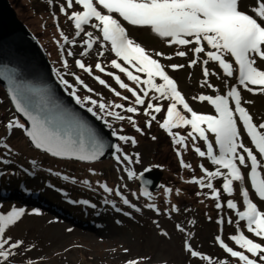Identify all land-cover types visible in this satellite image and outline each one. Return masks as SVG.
<instances>
[{
  "label": "snow or ice",
  "instance_id": "1",
  "mask_svg": "<svg viewBox=\"0 0 264 264\" xmlns=\"http://www.w3.org/2000/svg\"><path fill=\"white\" fill-rule=\"evenodd\" d=\"M48 2L51 4L53 0ZM60 12L72 23L75 37H81V34L87 37L83 40L84 50L79 53L81 57L88 55L94 44H98L100 49L107 48L115 56L110 60V67L123 73L127 80L135 85V87L129 86L120 75L112 71L106 72V66L96 62L94 65L96 70L111 77L120 89L126 90L134 98L133 101H129L128 96L111 88L99 76H94L93 78L100 85L109 88L116 97L129 101L127 107L119 103L112 107L122 109L129 114H137L139 106L146 105L143 108V114L149 119L145 121V126L150 128L152 122L157 121L159 127L172 137L174 145L187 146L186 138L178 132H173V129H182L186 126H190L191 129L187 132L188 138H191L193 142L197 138L204 142L206 151H202L195 144L194 151L199 157L206 156L216 168L214 171H209L201 164L199 167L203 175L200 178L193 177L186 183L197 184L201 189H209L216 209H221L222 204L220 203L221 191L213 185L215 178H222L223 193L232 196L236 191L242 198L243 210L238 209L235 200L227 199L226 201L227 209L233 210L235 217L238 218L235 220L228 218L227 223L235 224L236 227L235 234L229 235L227 239L239 250H234L220 235L215 236V242L224 253L235 258L238 264H264V210H261L259 206L264 204V118L256 122L249 109L243 106L251 104L252 101L245 100L242 95L243 91L253 95H264V68H262L264 66V0H251V3L247 5L244 0H65V3L60 5ZM53 19H56L55 16ZM125 22L128 26L150 29L156 36L166 38L169 46H184L187 50H178L175 55L186 57L191 52L193 58L189 60L187 67H194L201 63L200 54H204L206 58L202 60L204 79L201 87L214 88V85L209 82V77L217 76V73L210 71L207 67L210 62L219 66L223 77L235 79V83L231 86L227 79H223V84L227 88L223 95L201 94L193 97V100L206 101L211 105L214 114H202L193 110L178 89L177 82L167 71L168 68L173 71L179 70L185 65L162 64L159 57L167 60H171L172 57L165 56L163 52L150 53L140 43L130 38ZM85 26L96 30L98 35L94 36L93 32L86 31ZM57 30L60 31L65 44L75 43V37L69 40L59 29L58 24ZM104 54L102 50L98 52L100 57ZM66 55L74 57L76 53L68 50ZM75 66L89 76H93L92 66L86 65L82 59H75ZM64 67H68L66 60ZM75 78L77 83H84L79 76ZM217 79L221 77L217 76ZM62 82L65 85L68 84L66 80ZM85 87L89 92L93 91L87 85ZM72 94L75 95V89ZM85 99L88 98L85 97ZM76 100L77 103H81L79 97ZM160 101L168 102L162 122H159L154 114L164 111ZM12 102L16 111L27 118L31 127L28 128L24 123L14 119L10 120L5 128L23 129L35 148L43 149L54 157H75L81 161L95 160L103 155L105 146L91 130L79 126L73 134L70 129H61L56 126L51 118L34 114L19 87L12 91ZM90 103L97 105L96 100H91ZM98 107L104 111L109 106L99 103ZM87 110L93 112L91 107ZM107 115L120 121L127 119L136 132L143 134V130L137 126L131 115L126 117L116 111H108ZM208 133L214 136V144L210 142ZM112 135L125 143L129 141L132 145L137 143L131 136L117 135L115 131ZM151 138L156 139L155 136ZM246 140L248 144L245 143ZM214 145L218 148V153L214 151ZM112 147L118 163L131 162V157L122 154L119 145H112ZM177 156H182L179 149H177ZM0 162L9 163L7 160ZM180 164L181 167H191L185 165L182 158ZM125 170L128 172V178L131 179L134 173L131 170ZM148 170L145 169V171ZM246 184H250V187ZM100 187L105 192H112V189L106 185L101 184ZM171 191L170 188L164 189L165 194ZM201 194L208 195V193H197V195ZM115 195L122 199L123 204L137 212L141 211L136 205L130 204L120 191L117 190ZM133 195L136 194L133 193ZM140 195L150 196V193L142 188ZM146 207L161 214L154 204H147ZM116 211L121 209L116 208ZM179 211L176 205H172L171 209L163 214L170 217L171 212ZM26 214L24 208L18 207H12L6 214L0 213V264H12V259L21 251L27 252L35 248V245L26 246L22 239L14 240L6 236V230ZM32 214L39 215V212L33 210ZM123 214L130 215L128 212ZM153 223L157 222L153 221ZM216 223L223 224V218L218 219ZM157 227H159L158 224ZM175 228L185 233V228L180 224H176ZM160 234L168 236V233L163 230ZM187 235L190 237L191 234ZM183 248L191 257H199L207 264H214L210 256L194 250L188 238L185 239ZM124 251L127 252L128 249ZM149 259L148 257L129 259L126 264H147ZM27 264H33V262L28 260ZM215 264H229V261L218 260Z\"/></svg>",
  "mask_w": 264,
  "mask_h": 264
},
{
  "label": "rangeland",
  "instance_id": "2",
  "mask_svg": "<svg viewBox=\"0 0 264 264\" xmlns=\"http://www.w3.org/2000/svg\"><path fill=\"white\" fill-rule=\"evenodd\" d=\"M8 2L14 9L16 17L42 46L54 73L68 92L72 94L73 89H75V92H78V95L76 93L75 95L72 94L75 99L79 97L80 104L87 108H93V112L117 135L131 136L137 141L135 145H132L130 141L125 143L117 138L116 145H121L122 154L131 157L130 163L127 161L118 163L114 151L108 159L81 162L58 157L49 159L50 157H45L28 147L30 145L25 143L23 129H5V135L0 136V143H3V154L8 153L16 159L34 162L51 178L47 180L50 186H44L41 177L26 176L25 180L12 178L16 180L22 194L29 195L28 189H44V192H42L44 194L34 199L44 203L46 207H38L33 203L34 201L24 199L22 195H16L19 194L17 191L14 193L7 192L9 189L10 191L15 190V187L11 185L3 186L4 191L0 192V213L6 214L12 207L24 208L27 213L20 221L6 230V236H10L14 240L22 239L26 246L35 245V248L31 251H21L17 254L12 259V264H27L28 260H31L33 264H126L129 259H139L141 257L150 258L147 264H207L199 257H191L184 251L183 245L186 238H188V242L194 250L210 256L214 264L218 260H228L229 264H238L235 258L229 257L219 248L215 242V236L220 235L234 250H239L234 243L227 239L229 235L235 234L236 227L235 224L229 225L227 223L228 218L231 217L233 220L238 218L235 217L233 210L227 209L226 201L227 199L235 200L238 209L243 210L242 198L239 197L236 191L233 192L232 196H228L226 193L223 194L222 178H215L213 185L221 191L220 203H222V208L216 209L215 201L212 200L209 189H201L197 184L193 186L192 183H181L182 179L188 181L193 177L197 178L199 171H201L198 167L199 156L194 151V144L199 146L202 151H206L203 141L197 138L193 142L191 138L187 137V132L191 130L190 126L176 131L186 138L187 146L185 147L174 145L172 137L165 131L161 136L158 131L162 133V129L157 121H153L151 127L146 129L143 124L144 116L134 115L133 119H135L137 126L143 130V134H141L135 131V128L127 119L120 121L107 115L108 111L120 112L124 116L126 112L112 107L114 104L109 100L111 95H109V98L103 95V90L109 88L99 85L101 88L99 89L94 85L92 80L97 81L93 78L94 76H99L107 81L103 76L98 75L101 73L93 72V76L85 75V79L93 84L89 87L93 91L89 92L84 81L83 84H79L76 81V76H74L73 82L70 83L65 79L62 71L65 69V60L70 65L75 63V59H82L86 65L94 68L96 62L104 65L110 64V60L115 58L114 54L109 52L107 48L100 49L98 44H94L88 55L84 57L79 55L84 50L83 40L87 37L83 34H81V37H75V29L72 23L65 20L67 18L60 12V5L65 3V0H53L51 4L48 0H8ZM244 3L247 5L251 3V0H244ZM54 16L56 19H53ZM57 24L69 40L75 37L74 44L64 43L60 31L57 30ZM85 28L86 31L93 32L94 36L98 35L96 30L90 26H85ZM126 28L130 38L140 43L150 53L163 52L165 56L172 57L171 60L159 57L158 59L162 64H184L185 67L179 70L173 71L168 68L169 75L177 82L178 89L185 96L186 101L193 110L202 114H214L211 105L206 101L193 100V97L201 94L223 95L227 91L223 79H227L229 86H231L235 83L234 78L223 77V72L219 69V66L214 62H210L207 67L210 71L216 72L221 79H217V76H211L209 82L214 85V88L201 87L204 79L202 60L206 58L204 54H200L201 63L194 67H187L189 60L193 58V54L189 52L186 57L175 55L178 50H187L184 46H169L166 38L156 36L150 29L145 27L126 25ZM68 50H72L76 55L74 57L67 56L66 52ZM101 50L105 53L102 57L98 56V52ZM64 80L68 82L67 85L62 82ZM124 82L131 86V81L126 80ZM242 95L245 100L252 101L251 104H244L243 106L249 109L257 123L260 122L261 118H264V95H253L246 91H243ZM85 97L88 99H85ZM91 100H96L97 105H92ZM99 103H105L109 107L101 111L98 107ZM159 103L163 104L164 111L154 114L157 116V120L162 122L168 102L160 101ZM0 108L3 111L5 110L3 115L0 112V128H2L5 126V124L3 125V119L13 120L15 114L1 87ZM208 135L210 142L214 144V136L211 133H208ZM153 136L156 137L155 140L151 138ZM245 143L248 144L249 142L246 140ZM4 145H7V147H4ZM177 149L180 150L183 157L177 156ZM214 151L218 153V148H215V145ZM184 156L190 160L189 165L191 167H181V158L185 165L188 164ZM3 166L0 167V175L1 172L14 168L10 163H5ZM153 167H158L162 173L161 188L157 192L151 193L150 196L142 198L137 192L135 177L144 169ZM204 167L208 168L209 171H214L216 168L209 160ZM125 169L134 173L131 179L128 178V172ZM21 172L22 174L25 173L24 171ZM101 184L112 189V192H105L100 187ZM246 186L250 187V184H246ZM165 188H170L172 191L165 194ZM53 189H56L59 194ZM177 189H179V193H177ZM117 190L121 192L124 198L129 200L130 204L136 205L141 211L137 212L128 205L123 204L122 199L115 195ZM198 192L208 193V195H197ZM133 193L136 195H133ZM34 195H37V193ZM59 196L66 200L61 201ZM50 197L59 200L60 202L55 201L61 204L60 207L57 203L49 204ZM148 198L150 199L148 200ZM62 202L68 203L72 210L83 211L88 208L100 213L91 217L94 225L89 223V218H85L79 213L70 212L72 215L66 214L68 217L66 218L63 211L65 204ZM254 202L256 201L254 200ZM113 204H115V207H113ZM147 204H154L161 214L146 207ZM172 205H176L180 211L171 212L170 217L163 214L169 211ZM259 206L261 210H264V204ZM116 208H120L121 211H116ZM33 210H38L39 215L32 214ZM56 212H59L60 215ZM124 212L130 213V215L126 216L123 214ZM221 218H223L224 223L218 225L216 221ZM153 221L157 223L154 224ZM190 221L194 223H189ZM157 224L159 227H157ZM176 224L184 227L185 233L179 232L175 228ZM161 230L167 232L168 236H162L160 234ZM189 233L191 234L190 237L187 235ZM124 249H128V251L125 252Z\"/></svg>",
  "mask_w": 264,
  "mask_h": 264
},
{
  "label": "water",
  "instance_id": "3",
  "mask_svg": "<svg viewBox=\"0 0 264 264\" xmlns=\"http://www.w3.org/2000/svg\"><path fill=\"white\" fill-rule=\"evenodd\" d=\"M0 87L4 91L15 116L26 127L31 124L22 113H18L12 102V91L19 87L30 104L34 114L51 118L61 129H70L73 134L79 126L91 130L97 139L104 144L103 155L95 160L81 161L75 157H58L81 162H94L108 159L113 153L112 145H116L117 137L113 129L108 127L94 112L77 103L75 97L63 86L54 73L52 66L37 39L27 27L16 17L14 9L8 0H0ZM48 103H53L57 112L48 109ZM58 116V117H57ZM27 143L35 150L51 155L43 149H37L29 137ZM87 147V145H86ZM54 157V156H52ZM136 177L137 192L141 189L150 194L161 188V171L158 167L146 168ZM140 197H147L140 195Z\"/></svg>",
  "mask_w": 264,
  "mask_h": 264
},
{
  "label": "trees",
  "instance_id": "4",
  "mask_svg": "<svg viewBox=\"0 0 264 264\" xmlns=\"http://www.w3.org/2000/svg\"><path fill=\"white\" fill-rule=\"evenodd\" d=\"M64 17H66V16H64ZM63 17V18H64ZM62 18V19H63ZM65 20H67V19H65ZM51 27V26H50ZM102 65H104V64H102ZM104 66H106V72L107 71H112V72H114L116 75H120L121 76V79L123 80V81H126L127 80V77H125L124 76V74L123 73H120L118 70H116V69H112L111 67H110V64H106V65H104ZM61 70L63 69L62 67L60 68ZM61 72V71H60ZM92 72H97V73H101V72H99L98 70H96L95 69V67L94 68H92ZM62 74L64 75V77H65V79L68 81V82H70V83H72L73 82V78H74V76H79L84 82H85V84L87 85V87L89 88L90 87V85H92L93 86V84L89 81V80H87V79H85V75H87V73H85V72H83L81 69H79V68H77L76 66H75V63H72V64H70V65H68V67L67 68H65V69H63V71H62ZM98 75H101V76H103L107 81V83L108 84H110V87L111 88H115L117 91H120L121 93H122V95H124V96H128L129 97V101H133L134 100V98L133 97H131V94L130 93H128L127 91H125L124 89H120L119 88V86L117 85V84H115V81L111 78V77H109V76H107L105 73H101V74H98ZM143 78V77H142ZM93 82H94V85L96 86V87H98L99 89H101L100 87H99V82L98 81H94V80H92ZM131 87H135V85L133 84V83H131ZM96 89V88H95ZM77 95H78V92H75ZM94 93H95V91H94ZM103 95L104 96H106V98H109V95H111V97L109 98V100L111 101V103L112 104H117V103H119V104H124L126 107L127 106H129V101H125V100H123V99H121L120 97H116L115 95H114V93L112 92V91H110L109 89L108 90H103ZM150 95H151V93H150ZM3 102H5V101H3ZM144 107H146V105L145 106H139V112L137 113V114H131V116L132 117H134V115L136 116V115H138V116H144V126H145V121L147 120V119H149V117H146L145 115H143V108ZM119 110V109H118ZM0 112H1V114L3 115L4 114V112H5V110L3 111L2 110V108H0ZM128 115H130L129 113H125V116L127 117ZM19 120L21 123H22V121L17 117V116H13V120ZM142 120V119H141ZM7 122H9V120L7 119H3V125L5 124H7ZM146 127V126H145ZM144 127V128H145ZM6 128H5V126H3L2 128H0V136L2 137V136H4L5 135V133H6V130H5ZM146 129H149L148 127H146ZM180 129H173V132H176V131H179ZM161 131V130H160ZM163 132H164V130L162 129V133H160L159 131H158V133L159 134H161V136L163 135ZM159 136V135H158ZM23 138H24V140H25V143H27V140H26V138L23 136ZM118 142H120V141H118ZM2 144V145H1ZM2 146H3V143H0V155L2 156V158H1V156H0V161H4V160H7V161H9V163L11 164V166H13L14 168H11V169H7L5 172H1V175H0V189H1V191H3V186L5 187H7V186H9V185H12V180L14 181V182H16V180H14V179H12V178H16V179H18V180H25L26 178V176H34V177H41L42 179H43V185L44 186H50V183L47 181V180H49V179H51L50 177H49V174H48V176L44 173V171L42 170V168H39L38 167V164H36V163H34V162H29L28 160H22V159H16V158H14L13 156H10L8 153H5V154H3V152H2ZM27 146H28V144H27ZM120 147H121V145H119ZM29 148H32V147H30V146H28ZM122 148V147H121ZM33 149V148H32ZM35 152H37V153H40V154H42V155H44L45 157H47L48 156V158L49 159H54V157H52V156H50V155H47L46 153H43V152H39V151H37V150H35V149H33ZM181 157H183V154H182V156ZM185 158H186V156H184ZM188 164L187 165H189V163H190V160L188 159V158H186V160H185ZM207 161H208V159L206 158V156L205 157H199V159H198V161H197V163H198V167L201 165V164H203V165H205V164H207ZM20 164H19V163ZM9 163H7V164H9ZM179 163V162H178ZM177 163V164H178ZM5 163H3V162H1V165H0V167H4L3 165H4ZM178 166H179V164H178ZM29 169V170H28ZM21 171H24L25 173L24 174H22V172ZM203 175V173L201 172V171H199V174H198V177L197 178H200L201 176ZM205 179H206V177H205ZM45 181V182H44ZM186 181L187 180H184V179H182V181H181V183H186ZM189 181V180H188ZM20 184V183H19ZM49 184V185H48ZM192 185L194 186L195 184H193L192 183ZM191 185V186H192ZM16 188L15 189H17L16 191L17 192H19V193H21L20 191H21V189H19V186H18V184L16 183ZM10 190V189H9ZM46 190V189H45ZM33 195L35 194V193H37V196H40V195H42V194H44V193H42V192H44V189H41V190H33ZM18 194V193H17ZM16 194V195H17ZM224 194V193H223ZM65 197V196H64ZM148 197V196H147ZM43 198V197H42ZM146 198V197H145ZM26 199H29V200H32V201H34V198H30V197H27L26 196ZM150 198H148V200H149ZM56 199L54 198V199H52V197H50V200H49V204H54V203H57L56 201H58V202H60L59 200H56ZM65 200V198L64 199H62L61 201H64ZM147 200V199H146ZM213 200V199H212ZM62 203H64V202H62ZM58 204V203H57ZM65 204V203H64ZM222 204V203H221ZM59 205V207H60V205L61 204H58ZM65 206V209L63 210L65 213V215L64 216H66V214H70V215H72V213H70V212H73V213H79L81 216H83V217H85V218H89V223L91 222L92 223V219H91V217L93 216H95L96 215V211H94V210H90V209H88V208H86V209H84L83 211H79V210H72L71 209V207H69L68 206V203L67 204H65L64 205ZM88 214V215H87ZM63 215V214H62ZM66 218H68L67 216H66ZM218 218H219V215H218ZM70 219V218H69ZM92 225H93V223H92Z\"/></svg>",
  "mask_w": 264,
  "mask_h": 264
},
{
  "label": "bare ground",
  "instance_id": "5",
  "mask_svg": "<svg viewBox=\"0 0 264 264\" xmlns=\"http://www.w3.org/2000/svg\"><path fill=\"white\" fill-rule=\"evenodd\" d=\"M48 109L49 110H52V111H54V112H57L55 109H54V105H53V103L51 104V103H48ZM58 117V116H57ZM16 182H14L13 180H12V185L11 186H13V187H15L16 188ZM10 186V185H9ZM12 190H14V189H12ZM17 189H15V191H16ZM24 196H27V197H30V198H38L37 197V195H24ZM27 200H29V199H27ZM42 200H44V199H42ZM36 206H38V207H46L45 206V204L44 203H42V202H40L39 200H37V199H34V202H33ZM58 215H60V213L59 212H56Z\"/></svg>",
  "mask_w": 264,
  "mask_h": 264
}]
</instances>
